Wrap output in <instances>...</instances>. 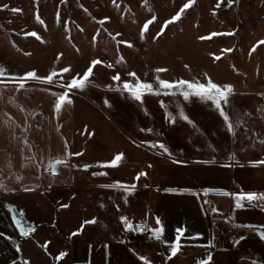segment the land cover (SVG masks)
I'll return each mask as SVG.
<instances>
[{
    "label": "rangeland",
    "instance_id": "obj_1",
    "mask_svg": "<svg viewBox=\"0 0 264 264\" xmlns=\"http://www.w3.org/2000/svg\"><path fill=\"white\" fill-rule=\"evenodd\" d=\"M185 3L187 0H0V5H8L0 7V69L4 70L0 75V140L10 139V149L28 141L24 143L27 159L20 171H0V264H104L97 246L91 244L90 252L82 254L85 241L97 240L95 223L83 221L88 215L112 214L114 198L134 196L133 191H126L132 181L129 165L134 162L166 163L161 167L169 187L195 183L200 188L219 189V194L231 189L240 192L242 187L264 192V165L250 163L264 160V0H194L177 21H171ZM16 8L21 11H13ZM37 11L43 23L36 19ZM148 21L141 39L142 26ZM161 27L163 33L153 39ZM33 31L37 36L31 35ZM92 59L105 63L93 67L84 87L64 88L72 75L82 77ZM108 63L113 67L108 68ZM69 65V73L59 72ZM159 68L166 71L157 72ZM29 70L45 76L55 70L56 75L51 82L38 81L24 76ZM116 73L119 81L112 80ZM156 76L204 83L211 78L219 85L231 84L229 102L221 101V106L234 131L227 130L210 99L192 94L184 100L179 92L142 90L141 102L123 88L125 80L135 85L139 78L158 89ZM21 78L25 81L22 88L17 82ZM62 92L71 103L66 100L57 112L54 104ZM45 137L52 141L40 142L42 151L50 148V158L64 161L55 176L45 170V157L41 164L34 157L35 145ZM117 153L123 154L121 160L107 164ZM181 156L189 163H178ZM84 164L89 167L83 168ZM41 166L42 176L48 173L55 180L39 187L34 172ZM98 170L101 176L106 172V184L117 180L127 187L107 191L105 199L99 190H91L94 196L86 203L76 184L95 181L91 176H99ZM66 181L73 186L63 185ZM112 192L115 197L110 196ZM165 195L174 206L181 198L176 193ZM214 199L225 209L235 198L214 194ZM199 201L193 197L192 208L199 209ZM257 202L264 201L252 203ZM208 204L204 201L209 232L221 249L232 246L242 234L253 235L261 229L228 223L229 213H210ZM82 207L87 217L83 221ZM241 214L244 221L260 219L256 211ZM15 220L29 230L27 234H21ZM88 224L89 238L86 228L82 231ZM60 251L66 255L57 259Z\"/></svg>",
    "mask_w": 264,
    "mask_h": 264
},
{
    "label": "crops",
    "instance_id": "obj_2",
    "mask_svg": "<svg viewBox=\"0 0 264 264\" xmlns=\"http://www.w3.org/2000/svg\"><path fill=\"white\" fill-rule=\"evenodd\" d=\"M7 137L10 138V136ZM53 140L58 142L59 139L55 137ZM43 141L47 142L52 140L51 137H45L43 140L41 138L39 144H37V146L35 145L34 157L38 159L37 161L39 164L42 162V157H45L44 160L46 162L51 156L50 151L52 149L49 148L45 152L42 151L40 142ZM0 143V171L10 172L12 170L19 172L27 159V150L24 148V142H18L15 148L11 149L9 145L10 139H1ZM13 146L14 145L11 147ZM183 161L187 160L183 159L181 156V164L189 163L188 161L187 163H183ZM160 162L162 161L153 162L152 160H143L139 163L134 162V164L129 165L131 167L129 175L132 180L129 187L134 185L132 189L133 192L131 193V196H134L127 199L114 198L112 203V214L108 213L107 216L104 215L100 217V213L99 217L88 215L87 218L85 217L84 206L81 208V220L83 221L87 218V221L90 222V220L93 221L94 219L97 228V240L91 243L90 241H85L84 248L86 249L83 250L82 254H88L90 252L89 247H91L90 245L92 244V246H97L99 251L103 254L104 264H147V261H150L151 264H201V261H203L204 264H223L222 255L225 256L227 264L229 261L235 263L248 261L252 264H264V240L260 239L255 232L253 235L242 234L232 246L225 248V250L224 248H219L216 237L212 236L209 232L210 219L207 218L204 201L210 203L208 204L211 205L210 213L213 212V208L217 209V211L229 213L230 217L227 218L228 223L232 222L242 227L245 225H256L258 228L264 227V202H257L256 205H253L252 202L250 204L248 200H244L242 203L245 206L243 208H237L234 199L232 202L228 203L225 209H222L215 204L216 200H213V195H230V197L235 198L231 193L237 192L231 189V192L228 194H219V192L216 191L219 189L210 188L213 189V191L206 193L204 189L208 187L200 188L197 187L195 183H192L181 185V188L189 189L190 191L183 193L177 192L176 194L180 195L181 198L177 201V205H171L165 195V193H170L165 191L166 188H169V186L165 184V179L168 176L167 173L162 172L163 168L161 167L163 165L165 166L166 163ZM97 172L99 176L98 174H95L97 177L91 176L92 180L96 178L95 181L91 182V180H88L83 181L81 184H76L82 190V200L86 201V203H90V199L94 196L90 193L91 190H99V193L105 199L107 191L110 192L117 188L127 187L117 184V180H115V182L110 181L112 184H106V181H109L107 180V175H105L106 172L104 171L102 176L99 170ZM140 172L146 173V175H141L137 178V173ZM34 174L36 177V186L39 187H41L43 183L45 185L55 180V178L48 173L42 176V166L38 167ZM155 178L157 182H154ZM57 180L59 182L60 179ZM193 180L194 178H192V181ZM59 184L62 186L61 182H59ZM64 184L73 186L71 181L63 182V185ZM193 185H196V188L193 187ZM223 188L227 189L228 187ZM248 191L249 190L245 187H242L240 192ZM110 194H112L110 196H116L113 192ZM193 197L200 200L199 209H195L194 206V208H192L191 202L194 203ZM103 204L105 205V203ZM257 205H259V207ZM251 211H256L260 219L257 221L254 219L251 221H244L243 217H240L241 213V215H246ZM121 216L127 217L132 222V230H126L124 228L120 220ZM157 217L160 219V224H157ZM137 225H139L141 229L151 231L153 233V238L140 239L135 237L134 232ZM92 226L95 228L94 224ZM160 227L163 228V231L160 236L157 237L154 230ZM85 228L87 231L85 235L89 238L90 224L86 227L83 226L82 231H84ZM177 228L186 230L181 234L178 245L175 239ZM198 233L202 235H197ZM82 235H84V232ZM209 240L212 241L211 244L208 243ZM173 245H177V251L174 254L170 251V247ZM192 253L195 254L193 257ZM141 255L145 256L147 261H141L139 259ZM209 256L212 257L211 260L208 259ZM125 259L127 260L126 262Z\"/></svg>",
    "mask_w": 264,
    "mask_h": 264
},
{
    "label": "snow or ice",
    "instance_id": "obj_3",
    "mask_svg": "<svg viewBox=\"0 0 264 264\" xmlns=\"http://www.w3.org/2000/svg\"><path fill=\"white\" fill-rule=\"evenodd\" d=\"M193 2H194V0H187V3H185L183 5L181 10L176 11V13L171 16V21H177L180 18L181 12L183 11V9H187ZM0 7L7 8L8 5L4 4V5H0ZM13 11L20 12L21 9L16 8V9H13ZM36 19L40 20V15H39L38 11H37V14H36ZM105 19H107V18H105ZM151 19L155 20L156 17L153 16ZM40 22L43 23L42 20H40ZM148 23H150V21L145 22L143 24V26H142V30H141V33H140L141 39L144 38L145 32L148 29ZM165 23L167 24L168 22L166 21ZM163 31H164V28L161 27L160 31H158L155 34V36L152 37V38L155 39L156 37H159L161 35V33H163ZM31 35L37 36V33L35 31H33L31 33ZM200 38L204 39V37H200ZM93 39H95V37H93ZM121 43H130V42L121 41ZM225 51H231V49H225ZM60 55H62V53L58 54L57 59H59ZM121 59H123V57H121ZM217 59H219V57H217ZM104 63L105 62L103 60L92 59L90 61L89 65L86 67V70L83 71L82 77H81L80 73L72 75L71 78H70V82L64 84L63 87L66 88V89H72V88H80V89H82L84 87L85 81L89 78L90 74H93V67L98 65V64L103 65ZM107 67L108 68H112L113 64L108 63ZM185 67H188V65H185ZM70 70H71V66L69 65V66L61 67L59 69V72H61V73H69ZM156 71L157 72H162V71H166V69L159 68V69H156ZM3 72H4V70L0 69V75H2ZM55 75H56V71L55 70H53V72L50 75H46V76L45 75H38L35 70H29V71L24 73V76L27 77V78H34L35 80H38V81L47 80L49 82L52 81L53 76H55ZM128 75L132 76V77H137V74L135 72H129ZM204 75L207 76L208 74L205 73ZM155 79L158 81V83L160 85V88H158V89H153L151 82H142V81L139 80V78L136 79L135 85H132L127 80H125L123 82V88H124V90H126L131 95L132 98H134L137 101H141V102H142V99H143L142 90H146L147 92L155 91L157 94H159L160 91L179 92L183 96L184 100H188L190 98V95H192V94H194L195 96H197V97H199L201 99H205V98L210 99V100H212L214 102L216 108L219 110V115L221 117H223V121L227 125V130L230 133H232L234 131L233 124L229 121L228 114L226 113L225 109L221 106V101H223L224 104H228V102H229L228 97H229V94L232 91V85L231 84L219 85V84L213 82L211 80V78H209L206 83L201 82L200 80H197V79L177 78L176 80H169V79H162L159 76H156ZM112 80L119 81L120 80V74L116 73L115 75H113L112 76ZM17 82H18V84H19V86L21 88L25 84V81H24L23 78L19 79ZM66 100L69 103H71V99L67 95V93L62 92V93L58 94V98L56 99L55 104H54L55 110L57 112H59V110L62 107V104ZM108 103H109V101L107 99H105V104H108ZM160 103H161V106H163L164 102L160 101ZM183 118L185 120H189V118L186 115H184ZM189 122L191 123L190 120H189ZM147 131H151V129H148ZM24 143L27 144L28 141L25 140ZM146 143H151V142L147 141ZM156 143L159 144V147L162 148L164 152L169 153V155H171V153L169 152L168 147H166L163 143H161L159 141H157ZM262 143H264V141H262ZM72 155H80V153H72ZM122 155H123L122 153H117L112 160H110V161H108L106 163L110 164V165H115L117 163V161L121 160ZM41 159H43V158H41ZM62 162H64V161H62L60 158H55V159L49 158L45 170L46 171L50 170L51 173L53 174V176H55V174L57 172V166L59 164H61ZM177 162L179 163L181 161H177ZM183 163H187V161H183ZM203 163L207 164V163H210V161H203ZM250 163H252L254 165H256V164L264 165V160H258V161L254 160V161H251ZM77 167H79V165H77ZM88 167H89L88 164H84L83 165V168H85V169H87ZM141 175H146V173H143V172L137 173V178H139V176H141ZM117 183L119 184L120 182L118 181ZM0 186H2V185H0ZM133 188H134V185L129 187V188H127L126 191H132ZM11 190L12 191H16L15 188H13ZM25 190L28 191L30 189L25 188ZM165 191L170 192V193H177V192L183 193V192H187V191H190V190L189 189H184V188L169 187V188H166ZM210 191H213V189H210V188H205L204 189V192H206V193L210 192ZM231 195L235 196V206L237 208H243L245 206L242 203V201H244V200H248L250 202V204H251V202H254V201H257V200L264 201V192L258 193L256 191H248V192L231 193ZM64 206L66 207L67 205H64ZM257 206L259 207V205H257ZM213 211H217V209L213 208ZM120 220L122 221V223L124 225V228L126 230H132L133 229V224L127 217L121 216ZM92 222H95L94 219H93ZM15 223H16V225L18 227H20V232H21L22 235L23 234H27V232L29 230H26L23 227H21L20 226L21 222L19 220H15ZM84 223L87 224V223H89V221L86 220V221H84ZM157 224H160L159 217H157ZM249 227H253V226L249 225ZM80 230L81 229H77L76 231H80ZM136 230L137 231H141L142 229L139 227V225H137ZM162 231H163L162 227L157 228V229L154 230L155 235L157 237L160 236ZM184 231H186V230L183 229V228H177V230H176V238H175L176 242H177V245H178V242L180 240L181 234ZM197 235H202V234L198 233ZM261 236H262V238H264V227L261 228ZM208 243L211 244L212 241L209 240ZM177 245H173V246L170 247V251L173 254L176 253V251H177ZM16 247H17V250L19 251V245H17ZM65 255H66L65 251H60L59 254H58L57 259L62 258ZM211 258H212L211 256L208 257L209 260H211ZM139 259L141 261H147V258L145 256H143V255L139 256ZM147 264H151V262L147 261ZM201 264H204V262L201 261Z\"/></svg>",
    "mask_w": 264,
    "mask_h": 264
},
{
    "label": "built area",
    "instance_id": "obj_4",
    "mask_svg": "<svg viewBox=\"0 0 264 264\" xmlns=\"http://www.w3.org/2000/svg\"><path fill=\"white\" fill-rule=\"evenodd\" d=\"M222 215H219L221 217ZM135 237L140 239H152L153 233L147 229H142L141 231L135 230L134 232Z\"/></svg>",
    "mask_w": 264,
    "mask_h": 264
},
{
    "label": "water",
    "instance_id": "obj_5",
    "mask_svg": "<svg viewBox=\"0 0 264 264\" xmlns=\"http://www.w3.org/2000/svg\"><path fill=\"white\" fill-rule=\"evenodd\" d=\"M33 1H36V0H33ZM255 233L260 239L264 240V238H262V236H261V230L257 229V230H255Z\"/></svg>",
    "mask_w": 264,
    "mask_h": 264
}]
</instances>
